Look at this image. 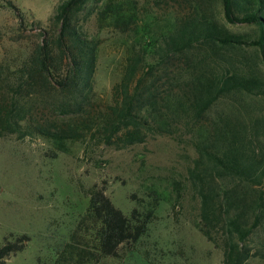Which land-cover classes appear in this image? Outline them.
<instances>
[{
    "label": "trees",
    "instance_id": "16d2710c",
    "mask_svg": "<svg viewBox=\"0 0 264 264\" xmlns=\"http://www.w3.org/2000/svg\"><path fill=\"white\" fill-rule=\"evenodd\" d=\"M220 2L225 21L255 26V38L230 32L199 5L154 37L149 25H139L135 0H61L49 18L56 31L43 29L19 64H0V137H40L51 144L53 158L76 143L120 150L156 136L187 139L196 151L187 170L190 191L199 200L194 227L221 250L222 264H247L253 257L264 260V252H252L246 244L264 224V150L258 146L264 115L253 118L245 111L209 119L208 113L232 94L264 100V77L221 54L251 47L264 65V0ZM6 4L22 21L12 1ZM89 6L99 30L133 36L121 77L104 105L94 98L100 42L79 25ZM86 196L84 219L92 220L96 253L69 244L78 263L118 258L122 246L134 250L164 201L154 197L145 210L134 208L126 216L104 190L91 189ZM12 237L3 239L0 264L28 241L25 235Z\"/></svg>",
    "mask_w": 264,
    "mask_h": 264
},
{
    "label": "rangeland",
    "instance_id": "374dc122",
    "mask_svg": "<svg viewBox=\"0 0 264 264\" xmlns=\"http://www.w3.org/2000/svg\"><path fill=\"white\" fill-rule=\"evenodd\" d=\"M11 1L23 19H18L6 0H0V64H19L39 42L43 29H57L49 18L61 0ZM201 2L135 0V7L139 25H149L154 37L155 32H165L177 16L198 5L230 32L251 39L257 35L253 25L228 24L220 0ZM90 11L89 6L79 15V25L88 37L100 42L94 98L104 105L110 102L111 88L121 77L133 36L99 30ZM36 22L41 23L40 27ZM221 54L244 70V64H248L264 77V65L254 48L222 50ZM245 111L253 118L263 116L264 100L232 94L216 103L208 118L223 119L230 113L245 115ZM258 146L264 150V138ZM85 147L71 144L68 153L53 158L51 144L40 137H0V246L9 235H13L12 239L21 235L28 238L24 249L4 264H222L221 250L194 227L199 200L190 191L187 170L196 151L187 139L178 142L168 136H156L120 150L94 146L93 142L90 148ZM91 189L104 190L111 204L126 216L134 208L145 210L154 197L164 201L159 200L156 219L134 250L122 246L118 258L88 257V261L78 263L77 255L68 253L69 244L96 253L92 220L84 219L86 195ZM246 244L252 252H264V224ZM247 264H264V260L253 257Z\"/></svg>",
    "mask_w": 264,
    "mask_h": 264
}]
</instances>
